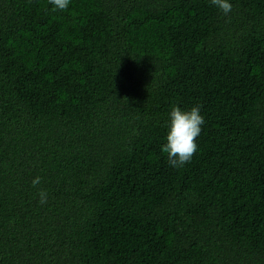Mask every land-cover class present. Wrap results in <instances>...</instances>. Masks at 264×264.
<instances>
[{"label": "trees", "instance_id": "obj_1", "mask_svg": "<svg viewBox=\"0 0 264 264\" xmlns=\"http://www.w3.org/2000/svg\"><path fill=\"white\" fill-rule=\"evenodd\" d=\"M229 2L0 0V264H264V0Z\"/></svg>", "mask_w": 264, "mask_h": 264}, {"label": "clouds", "instance_id": "obj_2", "mask_svg": "<svg viewBox=\"0 0 264 264\" xmlns=\"http://www.w3.org/2000/svg\"><path fill=\"white\" fill-rule=\"evenodd\" d=\"M52 5V11H64L68 8L70 0H48ZM225 15L231 12L232 4L229 0H211ZM200 105L192 106L188 110H182L173 105L169 114V124L166 133V142L161 146L162 153L167 155L168 163L174 168L183 167L190 162L197 150L196 139L200 135L204 117L200 114ZM42 177L36 176L31 184L37 187L41 184ZM40 203H46L48 193L44 189L38 192Z\"/></svg>", "mask_w": 264, "mask_h": 264}]
</instances>
